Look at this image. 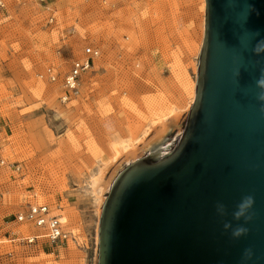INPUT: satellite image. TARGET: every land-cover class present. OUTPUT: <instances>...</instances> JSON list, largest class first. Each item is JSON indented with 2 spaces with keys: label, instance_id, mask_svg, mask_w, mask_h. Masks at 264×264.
Wrapping results in <instances>:
<instances>
[{
  "label": "rangeland",
  "instance_id": "rangeland-1",
  "mask_svg": "<svg viewBox=\"0 0 264 264\" xmlns=\"http://www.w3.org/2000/svg\"><path fill=\"white\" fill-rule=\"evenodd\" d=\"M4 2L0 264H98L100 197L108 192L91 181L118 149L151 136L153 124L171 112L179 114V127L135 160L177 147L195 98L206 2ZM89 46L100 56L78 92L68 93L62 80ZM135 160L123 162L111 184ZM35 204L62 218L68 240L51 243L45 232L17 221ZM34 235L37 243L28 244Z\"/></svg>",
  "mask_w": 264,
  "mask_h": 264
},
{
  "label": "water",
  "instance_id": "water-1",
  "mask_svg": "<svg viewBox=\"0 0 264 264\" xmlns=\"http://www.w3.org/2000/svg\"><path fill=\"white\" fill-rule=\"evenodd\" d=\"M205 2L184 132L169 155L135 160L114 180L98 264H264V51L255 50L264 42V0ZM246 195L252 219L237 221L232 212ZM225 222L248 232L234 238Z\"/></svg>",
  "mask_w": 264,
  "mask_h": 264
},
{
  "label": "built area",
  "instance_id": "built-area-1",
  "mask_svg": "<svg viewBox=\"0 0 264 264\" xmlns=\"http://www.w3.org/2000/svg\"><path fill=\"white\" fill-rule=\"evenodd\" d=\"M34 1L42 5L47 2V0ZM4 7V0H0V8ZM99 56L100 50L98 48L89 46L84 49V57L75 60L70 71L63 78V87L65 91L68 93L78 92L81 78L91 71L93 60ZM67 97V95H64L62 98L66 100ZM16 218L18 222L29 223L42 231L46 230L48 232L46 233V237L51 243L66 240L69 236V233L63 230L60 218L52 214L48 205H30L25 212L19 213ZM38 239L39 237L34 235L28 236L25 240L28 244H35Z\"/></svg>",
  "mask_w": 264,
  "mask_h": 264
},
{
  "label": "bare ground",
  "instance_id": "bare-ground-1",
  "mask_svg": "<svg viewBox=\"0 0 264 264\" xmlns=\"http://www.w3.org/2000/svg\"><path fill=\"white\" fill-rule=\"evenodd\" d=\"M62 85H63V80H62ZM195 92H196V90H195ZM179 118H180L179 114L171 112L170 115L165 116L162 120L158 119L157 120L158 122L156 121L153 124V126L151 127V131H152L151 136L147 137L146 136L147 134L144 135L143 139L141 138L142 140L141 139H140L141 141L139 140V142H140L139 144L132 142V143L123 145L122 148L120 149V151L118 149L117 155H114L113 157H111L112 160L110 159L111 161H109L107 164H105L104 167L99 171V173H97V175L93 177V179L91 181V187L94 190H98L100 188L101 191L109 192L110 187L113 184V182L111 184V181L113 179V175L121 167L122 163L128 162L130 160H135L140 155V153L142 151L150 150L152 148L153 144L155 145V144L159 143L160 141H162L170 131H172L174 128L179 127ZM146 133H148V132H146ZM169 154H167V155H169ZM167 155H164L163 157H165ZM111 168H113V171L108 177L107 172L109 170H111ZM100 199H101L100 204L103 202V200H104V202L106 200L105 197H103V196H101ZM58 217L60 218V216H58ZM60 220L62 222V218H60ZM63 225H64V223L62 222V227H63ZM63 230H64V227H63ZM35 232H38L40 234L45 232L44 233L45 235H46V233H48L46 230L42 231L40 229L36 230ZM69 237H70V234L67 237V240L69 239ZM72 240H74L76 242V239L73 236H72Z\"/></svg>",
  "mask_w": 264,
  "mask_h": 264
},
{
  "label": "clouds",
  "instance_id": "clouds-1",
  "mask_svg": "<svg viewBox=\"0 0 264 264\" xmlns=\"http://www.w3.org/2000/svg\"><path fill=\"white\" fill-rule=\"evenodd\" d=\"M257 52L264 51V42L259 43L255 49ZM264 84V80L261 81ZM254 204V198L251 195H246L241 198L239 203L236 205L235 211L232 212V216L235 220L239 221L243 218L246 222L252 219V215L249 214V210L252 208ZM226 206L223 203H218L216 205V211L220 216L225 215ZM225 230L231 229L232 236L234 238H239L242 235L248 232V229L243 226H237L233 228L230 222H225L223 224ZM246 257L251 256V250H247L245 253Z\"/></svg>",
  "mask_w": 264,
  "mask_h": 264
}]
</instances>
